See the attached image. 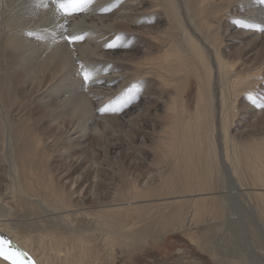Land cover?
<instances>
[{
	"label": "bare ground",
	"instance_id": "6f19581e",
	"mask_svg": "<svg viewBox=\"0 0 264 264\" xmlns=\"http://www.w3.org/2000/svg\"><path fill=\"white\" fill-rule=\"evenodd\" d=\"M260 1L227 4L261 17L264 29ZM184 5L183 15L176 0H88L65 14L52 0H0V166L9 181L0 190V232L36 264H122L171 235L231 226L236 202L258 220L252 248L240 241L236 256L264 264V126L258 134L232 131L237 103L258 90L262 68L242 75L226 58L211 23L222 21L226 4ZM152 23L170 34L161 39ZM255 33L264 54V31ZM68 35L84 39L68 44ZM151 106L166 113V136L159 154L139 157L133 171L91 165L82 155L57 170L49 164L46 150L65 134L81 149L101 129L135 127ZM254 113L264 121V109ZM33 115L48 125L45 133Z\"/></svg>",
	"mask_w": 264,
	"mask_h": 264
},
{
	"label": "rangeland",
	"instance_id": "374dc122",
	"mask_svg": "<svg viewBox=\"0 0 264 264\" xmlns=\"http://www.w3.org/2000/svg\"><path fill=\"white\" fill-rule=\"evenodd\" d=\"M218 1L221 4H226V8L224 7L225 9L223 8L224 10L222 12V14H224V18L222 21L217 19L215 21H211V23L213 31H220L222 34V38L224 40L223 51L224 54H226V58L230 61H234L235 67L238 65L237 68L234 67V70L236 72L240 71L242 75L243 73L247 75L248 72L253 71V68L256 69L258 67L259 69H263H261L260 72L262 74V77L260 75L262 79L259 81L260 85L257 88L258 90L250 95H244V97L242 96L239 99L237 103V116L234 120L232 131L242 133V131L254 130V132L258 134L260 133L262 126H264V121L254 120V110L257 108L258 110L264 109L259 107L260 104H264V54L262 53L261 45L255 41L254 36H257L255 33L256 31L261 30L260 26H262V24H256L259 22L258 20L261 19V17L257 16L256 18H253L256 14H249V12L245 11V9L243 10L236 7V4L234 3L227 4V2H232L233 0ZM176 3L179 5L180 10L184 15V0H176ZM254 3L256 2L253 1L250 5H246V8L249 7L248 10H250L252 4ZM258 5L260 6L259 9L264 10V0H261ZM185 19L189 28L194 33L188 19ZM152 26H155L154 30L158 32L161 39L166 38V32L169 34L171 32L167 30L168 25L164 23L161 25L152 23ZM154 52H156V50H154ZM246 69L247 71H245ZM198 90V81L197 79L192 78L187 96L188 107L191 113L195 112L196 109ZM217 93L219 96L220 91L218 89ZM261 99L262 103L258 104L257 101ZM140 105H142V108L146 107L143 104ZM217 106L219 108V103ZM33 116L34 124L39 127L37 128L38 131L40 133H45L48 125L46 123L40 124L39 117H35V115ZM219 117L220 116L217 117L218 136L222 134ZM166 120V113L163 109L156 110L153 106H151V108L148 109L147 115L145 114L135 122V127L125 128L121 126V128L120 126H116L107 131L100 128L101 137H95L92 134H89L88 138L82 141L81 149L80 147L77 149L76 145L79 142L78 140L72 143L68 142L65 134L60 137L59 144L54 149L46 150L50 161L48 162L54 170H57L58 168L64 167L66 164L68 165V163L71 164V160L73 159L72 156L82 155L85 162L91 165H101L120 171H128L130 168V170L133 171L134 168L140 167L138 163L139 157L146 156V158H148L154 155L156 156L157 153L159 154L160 149H158V147L160 148L162 142L164 141V137L166 136V133H164L166 130L164 129V126L166 128V122H168V120ZM113 133L119 136L112 137ZM119 138L122 139L119 140ZM120 141L126 142L128 146L121 147L119 143ZM220 142L221 141L219 140V143ZM4 149L6 148L0 146V159H3L6 155L3 154L4 151L6 153V150ZM84 154L86 156H84ZM142 167H144V165ZM5 168L6 167L3 164L0 166L1 191H3L4 187L9 184ZM142 169L146 170L145 167ZM234 207V211L232 212L236 215H233L232 217L234 224L231 226L212 225L211 227L208 226L194 229V231L189 233H177L167 237L161 243H152L151 245L139 248L135 253H133L132 257L125 259L124 261L120 260V262L123 261L122 264H248L243 258L236 256L237 245L235 248V244L241 241L242 245H244L247 250L252 248L251 234L253 233L252 231L258 229V220H256V218L251 215L247 208L241 205L240 202H236ZM0 238L10 242L12 251H22L25 253L19 246L13 244L10 239H8V237L1 232ZM25 254L26 256L22 257V259L25 260L26 264L28 261H31L32 264H36V262L32 261L28 257L27 253ZM0 260L5 264H11L10 261L5 260L3 257H0Z\"/></svg>",
	"mask_w": 264,
	"mask_h": 264
},
{
	"label": "snow or ice",
	"instance_id": "6c2138e0",
	"mask_svg": "<svg viewBox=\"0 0 264 264\" xmlns=\"http://www.w3.org/2000/svg\"><path fill=\"white\" fill-rule=\"evenodd\" d=\"M88 0H52V3L58 4L59 10L65 14L76 13L81 11V4L87 3ZM264 31V29H261ZM68 44H74L84 39L81 35H68L65 37ZM109 48L114 47V45L109 44ZM85 80L88 79V75L85 74L83 77ZM259 107L264 108V104H260ZM101 111H106V109H101ZM26 256L22 251H12L11 245L8 240L0 238V257L5 260L10 261L11 264H26L22 257ZM27 264H32L28 261Z\"/></svg>",
	"mask_w": 264,
	"mask_h": 264
}]
</instances>
